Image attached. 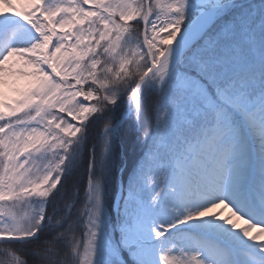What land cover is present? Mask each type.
Returning a JSON list of instances; mask_svg holds the SVG:
<instances>
[{
  "label": "snow or ice",
  "instance_id": "1",
  "mask_svg": "<svg viewBox=\"0 0 264 264\" xmlns=\"http://www.w3.org/2000/svg\"><path fill=\"white\" fill-rule=\"evenodd\" d=\"M121 97L143 155L113 217ZM93 116L81 204L48 211ZM0 264H264V0H0Z\"/></svg>",
  "mask_w": 264,
  "mask_h": 264
},
{
  "label": "trees",
  "instance_id": "2",
  "mask_svg": "<svg viewBox=\"0 0 264 264\" xmlns=\"http://www.w3.org/2000/svg\"><path fill=\"white\" fill-rule=\"evenodd\" d=\"M151 89L148 93L144 94L145 106L148 110L151 109ZM126 99L121 97L117 106L114 109L115 121L120 119L125 112ZM105 122L103 116H93L86 124V133L81 141V144L77 149V156L72 162H66L67 171L61 180V188H65L63 198H59L60 188L57 189L53 197L50 198V202L47 206L48 211H51L53 207L63 203L64 199H70L72 197L73 185L76 186V204L74 209L81 204V197L83 195L84 188L88 179V156L89 150L93 149V154H99L102 146V137L98 134L102 130V126ZM78 123V122H75ZM117 138H111L109 142V155L107 157V173L103 177L102 187L104 188V199L107 201L108 208L112 209V200L116 194L118 173L122 168H125L122 172L123 175H128L129 172L135 168L136 164L143 155V146L139 142V130L137 123L133 117H129L118 128ZM54 201V202H53ZM62 210V209H61ZM75 213H73L74 215ZM113 215V212H112Z\"/></svg>",
  "mask_w": 264,
  "mask_h": 264
},
{
  "label": "rangeland",
  "instance_id": "3",
  "mask_svg": "<svg viewBox=\"0 0 264 264\" xmlns=\"http://www.w3.org/2000/svg\"><path fill=\"white\" fill-rule=\"evenodd\" d=\"M126 102H127V100H126ZM126 102H125V110H126ZM91 103H95L94 101L93 102H91ZM124 110V111H125ZM127 110H128V105H127ZM130 110V109H129ZM132 110V109H131ZM123 114H125V112L123 113ZM129 117H133L134 118V116H133V114H131ZM69 119H70V117H69ZM134 121H136L135 120V118H134ZM75 123V122H74ZM117 132H118V130H117ZM117 135H118V133H116V135L115 136H112V137H110V139L111 138H117ZM109 142H110V140H109ZM95 148V147H94ZM93 148V149H94ZM93 149L91 150V151H93ZM138 163H139V161H138ZM138 163L136 164V166L138 165ZM136 166H135V168H136ZM108 167V166H107ZM134 168V169H135ZM125 168H122L120 171H119V173H118V182H117V186H115L116 188H117V191H116V194H115V196H114V200H112L113 202H112V209H113V211H111V209H109L108 208V205H107V201L104 199V201H105V211L107 212V213H109L110 215H112V212H113V217H114V215H115V211H116V207L114 206V204H115V200H116V198H118L119 197V195L120 196H122V189H123V192H124V190L126 189V187H127V185H128V183H129V180H130V177L132 176V174H133V171H134V169L131 171V173L129 172V174L128 175H123V170H124ZM107 170H109L108 168H107ZM107 173V172H106ZM107 174H109V173H107ZM102 193H103V198H104V188L102 187ZM121 198V197H120ZM120 203V202H119ZM48 206V205H47ZM224 211V214L225 215H228V212H227V210H223ZM207 219H211V218H207ZM203 223H205V222H198V223H195V224H190V225H185V226H182V230H195V229H197L201 224H203ZM238 224H239V226L240 227H243L244 225H243V223H242V221H240V222H237Z\"/></svg>",
  "mask_w": 264,
  "mask_h": 264
},
{
  "label": "water",
  "instance_id": "4",
  "mask_svg": "<svg viewBox=\"0 0 264 264\" xmlns=\"http://www.w3.org/2000/svg\"><path fill=\"white\" fill-rule=\"evenodd\" d=\"M128 117V115H124L122 119L119 121V125L123 123V121Z\"/></svg>",
  "mask_w": 264,
  "mask_h": 264
},
{
  "label": "bare ground",
  "instance_id": "5",
  "mask_svg": "<svg viewBox=\"0 0 264 264\" xmlns=\"http://www.w3.org/2000/svg\"><path fill=\"white\" fill-rule=\"evenodd\" d=\"M130 109H131V106H130ZM119 201V200H118Z\"/></svg>",
  "mask_w": 264,
  "mask_h": 264
}]
</instances>
